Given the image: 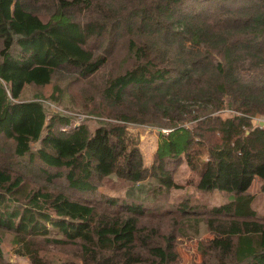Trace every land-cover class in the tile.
<instances>
[{
  "label": "trees",
  "instance_id": "1",
  "mask_svg": "<svg viewBox=\"0 0 264 264\" xmlns=\"http://www.w3.org/2000/svg\"><path fill=\"white\" fill-rule=\"evenodd\" d=\"M256 118L264 0H0V264L7 237L28 264H180L202 225L193 264H264ZM129 125L160 131L149 166ZM183 164L231 199L172 204Z\"/></svg>",
  "mask_w": 264,
  "mask_h": 264
},
{
  "label": "rangeland",
  "instance_id": "2",
  "mask_svg": "<svg viewBox=\"0 0 264 264\" xmlns=\"http://www.w3.org/2000/svg\"><path fill=\"white\" fill-rule=\"evenodd\" d=\"M51 91L50 87H47L42 90V94L47 97L49 96ZM36 90L28 88L25 90L22 100H33L34 94H36ZM48 102L44 100V104L47 110H52L51 105L47 104ZM55 107V106H54ZM57 107V108H56ZM56 109H62L60 106H56ZM231 112L222 113L223 118H227L231 116ZM82 119L83 116L81 115ZM263 122L264 119L256 118L254 119V124H259ZM78 125V124H76ZM128 134L136 139L137 145L141 151L143 156V160L146 166H149L152 161V156L156 151L158 146V133L160 132L156 128H151L148 126L141 125H129L127 127ZM162 133H165L166 130H161ZM176 182L182 186L181 189L173 190L170 192V201L171 203H177L182 200L189 199V203L194 207L202 210V209H210L215 206H219L228 200L231 199V195L227 193H221L218 191L212 192H200L196 190L195 183L197 181V176L193 173L185 164H183L175 175ZM147 183V182H146ZM141 184L139 188L147 186V184ZM261 182L259 179H255L253 182L250 193L255 196L254 200V209L260 217H264V195L260 193ZM130 187H127L124 183L118 182L114 179L109 180L102 187L101 191L105 193L107 196H124L126 190ZM147 188V187H145ZM203 225L201 226L200 234L197 236H183L181 238H177L176 240V251L178 253V258L180 264H193L198 263L200 261V254L198 252V244L201 240L207 239L209 236L204 233ZM2 251L4 257L11 264H28L26 259L18 258L15 254V248L10 244V238L7 237L2 245Z\"/></svg>",
  "mask_w": 264,
  "mask_h": 264
},
{
  "label": "water",
  "instance_id": "3",
  "mask_svg": "<svg viewBox=\"0 0 264 264\" xmlns=\"http://www.w3.org/2000/svg\"><path fill=\"white\" fill-rule=\"evenodd\" d=\"M259 125H260V126H263V122H260Z\"/></svg>",
  "mask_w": 264,
  "mask_h": 264
}]
</instances>
